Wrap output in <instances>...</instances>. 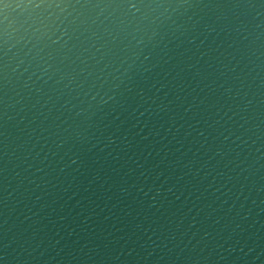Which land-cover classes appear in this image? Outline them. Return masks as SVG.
Masks as SVG:
<instances>
[{
  "label": "water",
  "instance_id": "water-1",
  "mask_svg": "<svg viewBox=\"0 0 264 264\" xmlns=\"http://www.w3.org/2000/svg\"><path fill=\"white\" fill-rule=\"evenodd\" d=\"M0 264H264V0H0Z\"/></svg>",
  "mask_w": 264,
  "mask_h": 264
}]
</instances>
